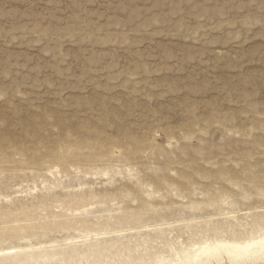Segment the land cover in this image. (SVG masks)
Here are the masks:
<instances>
[{
  "label": "rangeland",
  "instance_id": "obj_1",
  "mask_svg": "<svg viewBox=\"0 0 264 264\" xmlns=\"http://www.w3.org/2000/svg\"><path fill=\"white\" fill-rule=\"evenodd\" d=\"M261 236L264 0H0V249L166 263Z\"/></svg>",
  "mask_w": 264,
  "mask_h": 264
},
{
  "label": "bare ground",
  "instance_id": "obj_2",
  "mask_svg": "<svg viewBox=\"0 0 264 264\" xmlns=\"http://www.w3.org/2000/svg\"><path fill=\"white\" fill-rule=\"evenodd\" d=\"M240 246L239 248L237 246ZM252 247V255L244 256L243 249L245 246ZM13 248V247H12ZM264 248V236L261 237H250L245 240H218L213 242L201 243L194 252L186 251L180 249L175 252V257L170 256L166 263H161L157 261L154 263H144V264H261V249ZM219 249H232L238 255H241V260L237 261L236 256L225 255L221 256L219 254ZM12 250V249H10ZM0 249V255H2L6 262L9 264L22 263V264H34L39 258L44 260L51 259L53 255L46 252L39 254L38 256L31 255L30 257L19 258V254L23 252L22 247H15L13 252ZM6 255V256H5ZM21 256V255H20ZM155 259V258H153ZM152 261V260H151ZM155 261V260H154ZM70 263L69 264H75ZM78 263V262H77ZM79 264V263H78ZM86 264H89L88 262ZM96 264V263H95ZM143 264V263H142Z\"/></svg>",
  "mask_w": 264,
  "mask_h": 264
},
{
  "label": "snow or ice",
  "instance_id": "obj_3",
  "mask_svg": "<svg viewBox=\"0 0 264 264\" xmlns=\"http://www.w3.org/2000/svg\"><path fill=\"white\" fill-rule=\"evenodd\" d=\"M237 247L239 248L240 246L238 245ZM218 251L221 256H225V255L236 256L237 261H240L242 258L241 255H238L232 249H228V250L219 249ZM243 255L244 256L252 255V247L250 245L245 246V248L243 249ZM261 256H262L261 264H264V248L261 249ZM225 264H227V261H225Z\"/></svg>",
  "mask_w": 264,
  "mask_h": 264
}]
</instances>
